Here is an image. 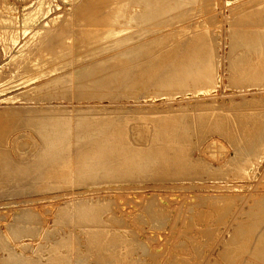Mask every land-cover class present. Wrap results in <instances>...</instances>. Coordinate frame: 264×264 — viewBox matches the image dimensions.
Instances as JSON below:
<instances>
[{"label": "rangeland", "instance_id": "rangeland-1", "mask_svg": "<svg viewBox=\"0 0 264 264\" xmlns=\"http://www.w3.org/2000/svg\"><path fill=\"white\" fill-rule=\"evenodd\" d=\"M263 1L184 0L181 5L174 3L173 10L171 6L163 7L153 2L155 4L151 3L153 7L150 5L148 10H135L133 7L141 8L143 4L135 1L129 4L127 0H44L41 8L40 0H0V15L6 14L5 21H9L7 24L0 22V264H23L17 261L21 259L9 256L14 251L20 253V257L31 259L28 261L41 264H50V261L54 264V260L59 261L58 264H264ZM106 2H109L108 6ZM97 3L102 9L96 8ZM80 7L86 11L89 8V11ZM98 8L105 10L102 13ZM36 11L43 12L40 14L42 20L34 22L32 30L44 26L42 34L24 53L25 57L15 58L13 55L19 45L31 35H24V30L31 26L24 17ZM53 17L57 19L54 21ZM65 18H69V24ZM56 26L58 29L55 30ZM60 26L63 30L65 26L70 27L58 32ZM50 36L54 37L53 41ZM58 40L64 41L58 44ZM129 40L133 41L132 45ZM52 42L57 45L54 47ZM198 45H201L199 48L203 45L202 50L198 48L200 52L194 49ZM139 46L138 52L136 47ZM144 47L152 55L157 53L156 57ZM193 53L200 55L197 58L191 55ZM170 55L174 57L171 59ZM122 57L125 58L123 62ZM38 60L42 64L37 65ZM139 61L147 64L141 65ZM172 61L177 64L173 68L178 67L179 71L182 64V70L188 68L186 75L189 78L178 81L180 85L175 80L173 83L175 78L168 75ZM255 65L259 66L256 68ZM94 66L102 67V70L95 68L100 73H93L96 72L91 69ZM120 67H125V71ZM153 67L161 70L158 76ZM258 67H262V72ZM206 69L213 70L214 82L202 81L201 74ZM259 70L261 74L257 73ZM44 72L46 75L42 74ZM102 72L109 80L102 78ZM193 72L195 76H192ZM146 73L150 75L146 76ZM151 74L155 75L151 77ZM24 78L33 80L31 83L20 82ZM101 83L108 88L103 90ZM204 84H209L211 91H206ZM57 118L59 122L54 123ZM62 119L67 122H61ZM97 119L101 121L98 120L96 125ZM52 122L57 128L61 127L57 129ZM161 124L168 133L162 132ZM63 125L66 131L62 129ZM123 125L125 128L127 125V131ZM75 129H79L78 133ZM112 132L121 135L119 141L114 139L116 134ZM94 134L99 136L96 138ZM100 138L104 141H97ZM108 139L114 140L111 143L125 142L121 146L130 144L134 148H145L149 144L158 148L166 143L163 149L170 159L167 163L159 161L149 167L119 165L111 170L81 172V160L85 155L82 151L85 152L86 146L110 142ZM261 142L260 152L254 153ZM52 151H56L57 156ZM245 162L247 169L241 173L237 165ZM88 205H92L89 210L93 214L90 215H98L96 221L90 222L91 217L86 218L89 224L82 220L88 213L83 211ZM9 258L13 262L7 261Z\"/></svg>", "mask_w": 264, "mask_h": 264}, {"label": "bare ground", "instance_id": "bare-ground-1", "mask_svg": "<svg viewBox=\"0 0 264 264\" xmlns=\"http://www.w3.org/2000/svg\"><path fill=\"white\" fill-rule=\"evenodd\" d=\"M84 1H85V0H84ZM86 1H87V0H86ZM90 1H91V0H90ZM97 1H99V0H97ZM100 1H101V0H100ZM127 1H128L129 4H130L131 2H134V1H135V2H140V3H142V4L144 5V6H143V5L141 4V5H142L141 8H140V6H139V7H133V9H135V10H136V9H142V10H145V9H146V10H148V9L150 8V5L152 6L151 3H153V2L160 3L162 6H163V5H164V6L166 5V6H168V7L171 6V9L173 10L174 7L172 8V5H173L174 3L179 2V4L181 5V4L183 3L184 0H127ZM259 1H260V0H259ZM94 2H95V1H94ZM104 2H105V1H104ZM115 2H118V1H115ZM125 2H126V1H125ZM263 2H264V1H263ZM40 3H41V8H42L45 2H44V0H40ZM107 3H109V2H106L105 5L108 6ZM110 3H111V2H110ZM98 4H99V3L96 4V5H97L96 8H97L98 6H100V5H98ZM121 4H122V3H121ZM138 4H139V3H138ZM153 4H155V3H153ZM79 5H80V4H79ZM85 5H86V4H85ZM101 5H102V2H101ZM105 5H103V7H104ZM119 5H120V4H119ZM177 5H178V4H177ZM77 6H78V5H77ZM81 6H82V3H81ZM94 6H95V5H94ZM94 6H93V7H94ZM164 6H163V7H164ZM88 7H89V6H88ZM90 7H92V6H90ZM152 7H153V6H152ZM176 7H177V6H176ZM263 7H264V6H263ZM263 7L260 8V9H263ZM80 8H82V7H80ZM83 8H84V7H83ZM83 8H82V9H83ZM94 8H95V7H94ZM158 8H159V7H158ZM160 8H161V7H160ZM160 8H159V9H160ZM169 8H170V7H169ZM39 9H40V8H39ZM78 9H79V8H78ZM98 9H99V8H98ZM100 9H102L101 6H100ZM100 9H99V12L102 11V10H100ZM108 9H109V8H108ZM128 9H129V8H128ZM159 9H156V10H159ZM83 10H85V9H83ZM104 10H105V9H104ZM104 10H103V11H104ZM152 10H153V9H152ZM166 10H167V9H165V11H166ZM85 11H86V10H85ZM88 11H89V8L87 9L86 12H88ZM91 11H92V10H91ZM91 11H90V13H93V12L95 11V9H94L93 12H91ZM96 11H97V10H96ZM103 11H102V13H103ZM110 11H111V10H110ZM121 11H122V10H121ZM129 11H131V9H130ZM132 11H133V10H132ZM132 11H131V12H132ZM137 11H138V10H137ZM169 11H170V9H169ZM83 12H84V11H83ZM97 12H98V11H97ZM97 12H95V13L97 14ZM126 12H127V11H126ZM126 12H125V13H126ZM145 12H146V11H145ZM145 12H144V13H145ZM156 12H157V11H156ZM166 12H167V11H166ZM42 13H43V12H41V11H36L33 15H32V14H31V15H30V14H27V15L24 17V20H25L26 22H28V23L31 24V26L28 25V27L24 30V35H25V34H26V35H27V34H31V35H29V37L27 38V40H26L24 43H22L21 45H19V47H18V49L15 51L13 57H15V58H17V57H25L26 55L24 56V53L27 51V49L30 47V45H31L36 39H38V38L41 36V34H42V30H41V29H42L44 26H41V27H39L38 29H34V30H32V26H33L34 22H37V21L42 20V18H41L42 15H40V14H42ZM69 13H70V12H69ZM79 13H80V12H79ZM90 13L88 14L89 17H90ZM108 13H109V12H108ZM152 13H155V11L152 12ZM158 13H159V12H158ZM158 13H157V14H158ZM161 13H162V10H161ZM167 13H168V12H167ZM65 14H66V13H65ZM70 14H71V13H70ZM99 14H100V13H99ZM145 14H146V13H145ZM164 14H165V13L163 12L162 15H164ZM5 15H6V14H4V13H1V15H0V22H2V24H4V23L7 24V23H9L8 20L5 21ZM79 15H80V14H79ZM88 15H86V16H88ZM93 15H95V14L93 13ZM100 15H101V14H100ZM103 15H104V14H103ZM130 15H131V14H130ZM162 15H160V16H162ZM65 16H66V15H65ZM67 16H68V15H67ZM76 16H77V15H76ZM81 16H83V13H82ZM97 16H99V15L97 14ZM107 16H108V15H107ZM109 16H110V15H109ZM111 16H112V14H111ZM124 16H126V15H124ZM134 16H135V15H134ZM140 16H141V15H140ZM152 16H153V15H151V18H152ZM84 17H85V16H84ZM84 17H83V18H84ZM94 17H95V16H94ZM100 17H102V15H101ZM100 17H99V18H100ZM105 18H106V17H104V19H105ZM127 18H128V17H127ZM132 18H133V17H132ZM138 18H139V17H138ZM145 18H148V17H145ZM157 18H158V17H157ZM159 18H160V17H159ZM56 19H57V17H53V18H52V20H54V21H55ZM65 19H66V18H65ZM84 19L86 20V18H84ZM100 19H101V18H100ZM106 19H108V18H106ZM128 19H129V18H128ZM148 19L151 20L150 18H148ZM63 20H64V19H63ZM66 20H67V22H66V21H65V22L68 23L69 18L66 19ZM88 20H89V19H88ZM95 20H97V19H95ZM119 20H120V19H119ZM119 20H118V21H119ZM126 20H127V19H126ZM154 20H155V18H154ZM93 21H94V19H93ZM100 21H101V20H100ZM100 21H99V22H100ZM128 21H129V20H128ZM136 21H139V20H136ZM143 21H145V20H143ZM46 22H47V21H46ZM104 22H105V21H104ZM115 22H116V21H115ZM119 22H120V21H119ZM140 22H142V21L140 20ZM63 23H64V22H63ZM95 23H96V21H95ZM95 23H94V26H97ZM102 23H103V22H102ZM55 24H56V23H55ZM60 24H61V23H60ZM64 24H65V23H64ZM64 24H63V25H64ZM68 24H69V23H68ZM91 24H92V23H91ZM97 24H98V23H97ZM99 24H100V23H99ZM113 24H114V23H113ZM117 24H119V23H117ZM117 24H116V25H117ZM130 24H131V22H130ZM144 24H145V23H144ZM146 24H148V23H146ZM65 25H67V24H65ZM61 26H62V24H61ZM61 26H60V27H61ZM91 26H92V25H91ZM118 26H119V25H118ZM120 26H121V25H120ZM128 26H129V25H128ZM128 26H127V27H128ZM138 26H139V25H137L136 27H138ZM142 26H143V25H142ZM142 26H141V27H142ZM51 27H53V25H52ZM65 27H66V29H67V28L70 27V26H68V27L65 26ZM79 27H80V26H79ZM88 27H89V26H88ZM97 27H98V26H97ZM99 27H100V26H99ZM99 27H98V28H99ZM102 27H104V26H102ZM113 27H114V26H113ZM115 27H117V26H115ZM127 27H126V28H127ZM132 27H133V26H132ZM144 27H145V25H144ZM47 28H48V27H47ZM71 28H72V27H71ZM90 28H94V27H90ZM108 28H109V26L107 27V30H108ZM117 28H118V27H117ZM121 28H123V26H121ZM147 28H148V27H147ZM50 29H52V28H50ZM56 29H58L57 26H56L55 30H56ZM63 29H64V28H63ZM63 29H62V27H61V29H60L58 32H60V31L62 32ZM66 29H65V30H66ZM72 29H73V28H72ZM72 29H71V30H72ZM84 29H85V28H84ZM100 29H101V27H100ZM105 29H106V25H105ZM110 29H111V28H110ZM148 29H149V28H148ZM30 30H31V31H30ZM44 30H46V28H45ZM65 30H63V32H64ZM90 30H91V29H90ZM120 30H121V29H120ZM131 30H134V29H131ZM131 30H130V31H131ZM48 31H49V30H48ZM67 31H68V30H67ZM82 31H83V30H82ZM99 31H100V30H99ZM102 31H103V30H102ZM127 31H129V30H127ZM130 31H129V32H130ZM136 31H137V30H136ZM143 31H144V30H143ZM44 32H45V31H44ZM72 32H73V31H72ZM78 32H80V31H78ZM87 32H88V31H87ZM97 32H98V31H97ZM112 32H113V29H112ZM115 32H116V31H115ZM129 32H128V34H129ZM54 33H55V32H54ZM54 33H53L52 35H54ZM67 33H68V32H67ZM82 33H83V32H82ZM91 33H92V31H91ZM98 33H99V32H98ZM101 33H102V32H101ZM117 33H118L119 36L121 35V34H119V32H117ZM121 33H122V32H121ZM125 33H126V32H125ZM131 33H132V31H131ZM57 34H58V33H57ZM63 34H64V33H63ZM63 34H62V35H63ZM68 34H69V33H68ZM85 34H86V33H85ZM96 34H97V33H96ZM110 34H111V33H110ZM113 34H114V33H113ZM145 34H146V33H145ZM145 34H143V36H144ZM50 35H51V34H50ZM55 35H56V34H55ZM55 35H54V37H56ZM58 35H60V33H59ZM62 35H61V36H58V37H62ZM64 35H65V34H64ZM72 35H73V34H72ZM75 35H76V34H75ZM89 35H90V34H89ZM91 35L93 36V34H91ZM115 35H116V34H115ZM115 35H114V36H115ZM118 35H117V36H118ZM132 35H134V34H132ZM197 35H198V34H197ZM46 36H47V35H46ZM67 36H68V35H67ZM77 36L79 37V34H78ZM50 37H51V39L54 38V37H52V36H50ZM71 37H73V36H71ZM89 37H90V36H89ZM93 37H94V36H93ZM97 37H98V36H97ZM102 37L105 38L106 36H105V37L102 36ZM134 37H135V36H134ZM138 37H139V36H138ZM141 37H142V36H141ZM144 37H145V36H144ZM148 37H149V36H148ZM148 37H147V38H148ZM151 37H152V36H151ZM157 37H159V36H157ZM47 38H49V37L47 36ZM91 38H92V37H91ZM91 38H90V39H91ZM112 38H114V37H112ZM139 38H140V37H139ZM51 39H50V40H51ZM57 39H59V38H57ZM60 39H61V38H60ZM65 39H66V38H65ZM79 39H80V38H79ZM79 39H78V40H79ZM88 39H89V38H88ZM97 39H98V38H97ZM107 39H109V38H107ZM107 39H106V40H107ZM121 39H122V35H121ZM142 39H143V38H142ZM144 39H146V38H144ZM144 39H143V40H144ZM150 39H152V38H149V40H150ZM155 39H156V38H155ZM155 39H154V40H155ZM48 40H49V39H48ZM106 40H104V42H105ZM132 40H133V38H132ZM132 40H131V41H132ZM143 40H139V41H142V42H143ZM38 41H39V40H38ZM46 41H47V39H46ZM52 41H53V39H52ZM58 41H59V40H58ZM63 41H64V40H63ZM63 41L61 40V42H63ZM75 41H76V40H75ZM94 41H95V40H94ZM129 41H130V40H129ZM129 41H128V42H129ZM131 41H130V42H131ZM134 41H135V39H134ZM136 41H138V40L136 39ZM145 41H146V40H144V42H145ZM150 41H151V40H150ZM42 42H43V40H42ZM42 42H41V43H42ZM44 42H45V41H44ZM55 42H56V40H55ZM55 42H54V43H55ZM61 42L59 41V42H57V43H58V44H59V43L61 44ZM65 42H67V41H65ZM65 42H64V43H65ZM68 42H69V41H68ZM71 42H72V41H71ZM125 42H126V41H125ZM144 42H143V43H144ZM151 42H152V41H151ZM191 42H192V41H191ZM39 43H40V42H39ZM48 43H49V41H48ZM52 43H53V42H52ZM54 43H53V45H54V47H55V45H57V44H54ZM74 43H75V42H74ZM74 43H73V45H74ZM79 43H80V42H79ZM96 43H97V41H96ZM100 43H102V41H101ZM132 43H133V41L131 42L130 45H132ZM139 43H140V42H139ZM154 43H156V42H154ZM43 44H44V43H43ZM67 44H68V43H67ZM67 44H66V45H67ZM71 44H72V43H71ZM115 44H116V43H115ZM121 44H123V43L121 42ZM127 44H128V43H127ZM136 44H138V42H137ZM136 44L134 43L133 45H136ZM150 44H151V43H150ZM152 44H153V43H152ZM190 44H191V43H190ZM190 44H189V46H190ZM199 44H200V43H199ZM37 45H38V43H37ZM49 45H51V41H50V44H49ZM49 45H48V46H49ZM64 45H65V44H64ZM80 45H81V44H80ZM80 45H79V46H80ZM85 45H86V44H85ZM90 45H91V44H90ZM96 45H97V44H96ZM98 45H99V43H98ZM125 45H126V43H125ZM139 45H141V44H139ZM153 45H154V44H153ZM178 45H182V44H178ZM40 46H41V45H40ZM48 46H47V47H48ZM69 46H71V45H69ZM122 46H124V45H122ZM128 46H129V45H128ZM128 46H125V47H128ZM155 46H156V45H155ZM187 46H188V45H187V43H186V47H187ZM200 46H201V45H200ZM200 46L198 45V47L196 46L197 48H194V49H197V51L200 52V51L198 50V48H199ZM33 47H34V45H33ZM41 47H42V46H41ZM45 47H46V45H45ZM49 47H50V46H49ZM59 47L61 48V46H59ZM75 47H76V46H75ZM91 47H92V46H91ZM91 47H90V49H91ZM105 47H106V46H105ZM130 47H131V46H130ZM149 47H150V46H149ZM176 47H177V46H176ZM178 47L181 49L180 46H178ZM182 47H183V45H182ZM192 47H195V45L192 46ZM192 47H190V50H191ZM35 48H36V47H35ZM43 48H44V47H43ZM60 48H59V49H60ZM73 48H74V47H73ZM73 48H72V49H73ZM93 48H94V47H93ZM119 48H121V46H120ZM134 48H135V47H134ZM136 48H138V49H137V51H138L139 48H140V46H139V47H136ZM145 48H146V47H144V49H145ZM147 48H148V47H147ZM153 48H154V47H153ZM155 48H159V47L156 46ZM183 48H185V47H183ZM188 48H189V47H188ZM202 48H203V45H202ZM202 48H199V49L202 50ZM31 49H32V48H31ZM37 49H38V47H37ZM41 49H42V48H41ZM55 49H56V48H55ZM63 49H64V48H63ZM63 49H62V50H63ZM65 49H66V47H65ZM80 49H81V48H80ZM95 49H96V48H95ZM122 49H123V48H122ZM128 49L131 50L130 48H128ZM141 49H142V47H141ZM169 49H171V48L168 47V50H169ZM180 49H178V50H180ZM185 49H187V48H185ZM46 50H47V49H46ZM48 50H49V48H48ZM51 50H52V49H51ZM53 50H54V49H53ZM67 50H68V49H67ZM69 50H70V49H69ZM101 50H102V49H101ZM152 50H153V49H152ZM156 50H158V49H156ZM162 50H163V49H162ZM172 50H173V49H172ZM183 50H184V49H183ZM203 50H204V49H203ZM31 51H32V50H31ZM34 51H35V50H34ZM39 51H40V50H39ZM121 51H122V50H121ZM126 51H127V50H126ZM134 51H136V50H134ZM145 51H146V52H149V51H147V49H145ZM159 51H160V50H159ZM166 51H167V50H166ZM37 52H38V51H37ZM41 52H43V51H41ZM49 52H50V51H49ZM60 52H61V51H60ZM71 52L73 53V51H71ZM71 52H70V54H71ZM130 52H131V51H130ZM132 52H133V50H132ZM138 52H139V51H138ZM154 52H156V51H154ZM154 52H152V53H154ZM157 52H158V51H157ZM167 52H168V51H167ZM169 52H170V50H169ZM169 52H168V53H169ZM180 52H181V51H180ZM182 52H183V51H182ZM195 52H196V51H195ZM195 52H194V53H195ZM205 52L208 54V52L206 51V49H205ZM39 53H40V52H39ZM44 53H45V52H44ZM52 53H53V52H52ZM55 53H56V52H55ZM57 53H59V52H57ZM62 53H63V51H62ZM64 53H65V52H64ZM79 53H80V52H79ZM124 53H125V52H124ZM149 53H150V52H149ZM170 53H171V52H170ZM176 53H177V52H176ZM190 53H192V52L190 51L189 54H190ZM194 53H193V54H194ZM202 53H203V52H202ZM206 53H205V54H206ZM35 54H36V53H35ZM46 54H47V52H46ZM53 54H54V53H53ZM114 54H115V53H114ZM117 54H119V53H117ZM120 54H121V53H120ZM150 54H151V53H150ZM156 54H157V53H156ZM156 54H153V55H155V57H156ZM159 54H160V53H159ZM179 54H180V53H179ZM186 54H187V51H186L185 55H186ZM193 54H191V55L195 57L196 54H194V55H193ZM207 54H206V55H207ZM72 55H73V54H72ZM143 55H144V54H143ZM143 55H142V56H143ZM151 55H152V54H151ZM153 55H152V56H153ZM173 55H174V54H173ZM183 55H184V54H183ZM191 55H190V57H191ZM199 55H200V54H198V56H196V57L198 58ZM59 56H60V55H59ZM70 56H71V55H70ZM82 56H83V55H82ZM114 56H116V55H114ZM124 56H125V55H124ZM137 56H138V55H137ZM139 56H140V55H139ZM142 56H141V57H142ZM149 56H150V55H149ZM149 56H148V58H149ZM178 56H179V55H178ZM186 56H187V55H186ZM202 56H203V55H202ZM207 56H208V55H207ZM32 57H33V55H32ZM38 57H40V56H38ZM55 57H56V56H55ZM94 57H95V56H94ZM94 57H93V58H94ZM110 57H111V56H110ZM112 57H113V56H112ZM116 57H117V56H116ZM144 57H145V55H144ZM146 57H147V56H146ZM146 57H145V58H146ZM150 57H151V56H150ZM155 57H154V58H155ZM160 57H161V55H160ZM166 57L169 59V56H166ZM172 57H174V56L170 55V58H171V59H172ZM175 57H176V56H175ZM181 57H182V56L179 57L180 60H181ZM200 57H201V56H200ZM204 57H206V56H204ZM209 57H210V55L208 56V58H209ZM211 57H212V55H211ZM48 58H49V57H48ZM59 58H60V57H59ZM67 58H68V57H67ZM71 58H73V57H71ZM93 58H92V59H93ZM119 58H120V57H119ZM123 58H124V57H122V59H120V60H122V62H123ZM125 58H127V56H126ZM125 58H124V59H125ZM139 58H140V57H139ZM142 58H143V57H142ZM148 58H147V59H148ZM154 58H153V59H154ZM157 58H158V57H157ZM179 58H178V59H179ZM186 58L188 59V56H187ZM208 58H207V59H208ZM53 59H54V58H53ZM62 59H63V58H62ZM73 59H74V58H73ZM82 59H83V58H82ZM105 59H107V58H105ZM117 59H118V57H117ZM117 59H116V60H117ZM149 59H150V58H149ZM176 59H177V58H176ZM182 59H184V58H182ZM187 59H186V61H187ZM199 59H200V58H199ZM209 59H210V58H209ZM55 60H56V59H55ZM60 60H61V59H60ZM87 60H88V59H87ZM128 60H129V59H128ZM142 60H143V59H142ZM150 60H151V59H150ZM190 60H191V59H190ZM190 60H188V61H190ZM197 60H198V59H197ZM201 60H202V59H201ZM204 60H205V58L203 59V61H204ZM17 61H18V60H17ZM28 61H29V60H28ZM56 61H57V60H56ZM67 61H70V60H67ZM80 61L83 62L82 60H80ZM89 61H90V60H89ZM92 61H93V60H92ZM92 61H91V62H92ZM100 61H101V60H100ZM100 61H99V62H100ZM110 61H111V60H110ZM112 61H114V60L112 59ZM118 61H119V60H118ZM125 61H126V60H125ZM143 61H144V60H143ZM145 61H146V60H145ZM168 61H169V60H168ZM170 61H171V60H170ZM176 61H177V60H176ZM176 61L174 60V62H176ZM186 61H185V62H186ZM193 61H194V60H193ZM193 61H192V63H193ZM195 61H196V59H195ZM203 61H199V62L202 63ZM49 62H50V61H49ZM64 62H65V61H64ZM85 62H86V61H85ZM95 62H96V61H95ZM99 62H98V64H99L98 66H100V63H99ZM115 62H116V61H115ZM119 62H120V61H119ZM122 62H120V63H122ZM139 62H140V61H139ZM147 62H148V61H147ZM150 62H151V61H150ZM178 62H179V61H178ZM181 62H182V61H181ZM44 63H45V62H44ZM62 63H63V62H62ZM69 63H70V62H69ZM79 63H80V62H79ZM142 63H143V62H142ZM144 63H145V62H144ZM144 63H143V64H144ZM162 63H163V61H162ZM162 63H161V64H162ZM166 63H167V62H166ZM168 63H169V62H168ZM170 63H171V62H170ZM172 63H173V61H172ZM186 63H187V62H186ZM192 63H191V64H192ZM194 63H195V62H194ZM257 63H258V62H257ZM36 64H37V65H38V64L40 65V64H42V61H41V60H38V61L36 62ZM84 64H85V63H83V65H84ZM86 64H88V63H86ZM104 64H105V61H104ZM107 64H108V63H107ZM118 64H119V63H118ZM118 64H116V65L118 66ZM140 64H141V62H140ZM143 64H141V65H143ZM145 64H147V63H145ZM174 64H175V63H173L172 66H171V67H172V70H173V69L176 70V68H178V67H175V66H174L175 68H173V65H174ZM179 64H180V63H179ZM179 64H178V65H179ZM184 64H185V63H184ZM196 64H197V62H196ZM203 64H204V63H203ZM213 64H214V63H213ZM261 64H263V63L261 62ZM27 65H29V64H27ZM66 65H68V63H67ZM71 65H72V63H71ZM79 65H80V64H78V66H79ZM93 65H94V63H93ZM123 65H124V64H123ZM133 65H134V64H133ZM138 65H139V64H138ZM141 65H140V66H141ZM154 65H156V64L154 63L153 66H154ZM175 65H177V64H175ZM186 65H187L186 67H189V66H188L189 64H186ZM192 65H193V64H192ZM192 65H191V68H192ZM201 65H202V64H200L199 67L202 68ZM24 66H25V65H24ZM24 66H23V67H24ZM47 66H49V65H47ZM69 66H70V65H69ZM69 66H68V67H69ZM73 66H74V65H73ZM88 66H89V65H88ZM101 66L103 67V64H102ZM120 66H121V65H120ZM136 66H137V64H136ZM145 66H146V65H145ZM148 66H149V65H148ZM157 66H158V65H157ZM159 66H160V64H159ZM182 66H183V64H182ZM182 66H181V67H182ZM255 66H256V68H257V66H259V65H255ZM260 66H262V65H260ZM58 67H60V66L58 65ZM58 67H56V68H58ZM66 67H67V66H66ZM70 67H71V66H70ZM76 67H77V66H76ZM80 67H81V66H80ZM92 67H93V66H92ZM96 67H97V66H94V68H91V69L95 70ZM102 67H97V68H100V70H102ZM108 67H110V66H108ZM125 67H126V66H125ZM125 67H123V68L125 69ZM127 67H129V66H127ZM137 67H138V66H137ZM151 67H152V66H151ZM151 67H150V68H151ZM160 67H161V66H160ZM162 67H164V66H162ZM165 67H166V66H165ZM165 67H164V68H165ZM179 67H180V66H179ZM181 67H180L181 71H179V68H178L177 71H173V72H172V70H171V73H170V72L168 73V75L170 74V76H172V79L175 78V79L172 80L173 83H174V80H175V82H178V81H179V82H180V81L183 82V81H186V80L189 78V77L186 75V74L188 73L186 69H188V68H186L185 70H184V69L182 70ZM193 67H195V66H193ZM196 67H198V66H196ZM204 67H205V66H204ZM56 68H55V69H56ZM60 68H61V67H60ZM71 68L73 69V67H71ZM87 68H88V67H87ZM120 68H122V67H120ZM123 68H122V69H123ZM146 68H147V66H146ZM148 68H149V67H148ZM148 68H147V69H148ZM153 68H154V67H153ZM167 68H168V66H167ZM183 68H184V67H183ZM191 68H190V69H191ZM252 68H253V67H252ZM254 68H255V67H254ZM259 68H260V70H261L262 67H258V69H259ZM28 69H29V68H28ZM55 69H54V70H55ZM66 69H67V68H66ZM104 69H105V67H104ZM111 69H112V68H111ZM114 69H116V66H114ZM114 69H113V70H114ZM117 69H118V68H117ZM124 69H123V70H124ZM127 69H128V68H126V70H127ZM130 69H131V68H130ZM147 69H145V70H147ZM155 69H156V68H154V69H152V70H155ZM161 69H162V68H161ZM193 69H194V68H193ZM195 69H196V68H195ZM250 69H251V68H250ZM263 69H264V67H263ZM59 70H60V69H59ZM86 70H87V69H86ZM86 70H83V71H85V73H86ZM97 70H99V69H96V70H95L96 72L93 71V73H100V72H98ZM123 70H122V71L119 70V72H122V73H123ZM158 70H159L158 68H157V70H155L157 76H158V73H161V72H160L161 70H159V72H158ZM166 70H168V69H166ZM169 70H170V69H169ZM196 70H197V69H196ZM200 70H201V69H200ZM260 70L257 71V73L260 72ZM66 71H67V70H66ZM106 71H107V70H105V72H106ZM124 71H125V70H124ZM139 71H140V70H139ZM147 71H148V70H147ZM150 71H151V70H150ZM194 71H195V70H194ZM250 71H251V70H250ZM47 72H49V71H47ZM47 72H46V73H47ZM64 72H65V71H64ZM71 72H72V71H71ZM87 72H88V71H87ZM91 72H92V71H91ZM112 72H113V71H112ZM112 72H111V73H112ZM114 72H116V70H115ZM114 72H113V73H114ZM127 72H128V71H127ZM144 72H145V71H144ZM151 72H152V71H151ZM189 72H190V70H189ZM197 72H198V71H197ZM201 72H203V71H201ZM216 72H217V71H216ZM251 72L254 73L255 70H254V71H251ZM261 72H262V70H261ZM261 72H260V74H261ZM46 73L44 72V73H42V74H45V75H46ZM72 73H73V72H72ZM82 73H83V72H82ZM109 73H110V71L108 72V75H109ZM117 73H118V71L116 72V74H117ZM141 73L143 74V72H141ZM166 73H167V72H166ZM190 73H191V72H190ZM247 73H250V72L248 71ZM253 73H252V75L250 74L251 77H253ZM61 74H62V72H61ZM88 74H89V73H88ZM91 74H92V73H91ZM102 74H103V72H102ZM120 74H121V73H120ZM124 74H125V72H124ZM144 74H145V73H144ZM147 74H149V73H146V76H147ZM162 74H163V71H162ZM193 74H194V75H192V76H195V72H193ZM198 74H199V73H198ZM55 75H58V74H55ZM89 75H90V74H89ZM99 75L102 76L101 74H99ZM112 75H113V74H112ZM112 75L110 74L111 77H112ZM117 75H118V74H117ZM149 75H150V74H149ZM154 75H155V74H154ZM154 75L151 74V77L154 76ZM188 75H189V74H188ZM248 75H249V74H247V76H248ZM254 75H255V74H254ZM73 76H74V74H73ZM73 76H72V77H73ZM76 76H77V75H76ZM95 76H96V75H95ZM95 76H94V77H95ZM97 76H98V75H97ZM97 76H96V77H97ZM104 76H106V75L103 74L102 78L105 79ZM128 76H129V75H128ZM190 76H191V74H190ZM196 76H197V75H196ZM201 76H202V81H203V79H205L206 83H207V82H214V79H216L215 76H214L213 70H211V69H209V70L206 69V72L203 73V75L201 74ZM255 76H256V75H255ZM255 76H254V77H255ZM53 77H54V75H53ZM69 77H70V76H69ZM69 77H68V78H69ZM83 77H84V75H83ZM86 77H87V75H86ZM91 77H93V76H91ZM114 77H115V74H114L113 78H114ZM160 77H161V76H160ZM163 77H164V76H163ZM166 77H167V75H165V78H166ZM199 77H200V76H199ZM256 77H258V75H257ZM80 78H81V77H80ZM87 78H88V77H87ZM89 78H90V77H89ZM89 78H88V79H89ZM116 78H117V76H116ZM125 78H126V77H125ZM127 78H128V77H127ZM131 78H132V77H131ZM147 78H148V77H147ZM149 78H150V77H149ZM154 78H156V77H154ZM158 78H159V77H158ZM168 78H169V76H168ZM258 78H259V77H258ZM260 78H261V77H260ZM65 79H66V78H65ZM71 79H72V78H71ZM94 79H95V78H94ZM97 79L100 80V78H97ZM106 79L109 80V79H108V76H107ZM106 79H105V80H106ZM110 79H112V78H110ZM128 79H129V78H128ZM128 79H127V80H128ZM152 79H153V78H152ZM193 79H194V78H193ZM193 79H192V82H193ZM197 79H199V78H197ZM197 79H196V82H197ZM249 79H250V77H249ZM255 79H256V78H255ZM32 80H33V78H24V79H21L20 82H22V83H31ZM85 80H86V79H85ZM91 80H92V79H91ZM95 80H96V79H95ZM98 80L96 81V83L98 82ZM101 80H102V79H101ZM112 80H113V79H112ZM112 80H111V81H112ZM129 80H130V79H129ZM149 80H151V79H149ZM156 80H157V78H156ZM163 80H164V78H163ZM170 80H171V79H170ZM170 80H169V81H170ZM190 80H191V77H190ZM252 80H253L252 83L254 84V79L252 78ZM259 80H260V79H259ZM62 81H63V80H62ZM64 81H65V82H68V80H67V81L64 80ZM81 81H82V79H81ZM93 81H94V80H93ZM102 81H103V80H102ZM111 81H110V83H111V85H113ZM113 81H114V80H113ZM119 81H120V79H119ZM121 81H123V80H121ZM125 81H126V80H125ZM151 81H152V80H151ZM153 81H154V80H153ZM248 81H249V80H248ZM248 81H247V82H248ZM100 82H101V81H100ZM103 82H104V81H103ZM107 82H108V81H107ZM107 82H106L105 84H108ZM114 82H115V81H114ZM154 82H156V81H154ZM165 82H166V81H165ZM179 82H178V84H179ZM187 82H188V81H187ZM194 82H195V80H194ZM215 82H216V81H215ZM250 82H251V81H250ZM256 82H257V79H256ZM61 83H62V82H61ZM63 83H64V82H63ZM80 83H81V82H80ZM93 83H94V82H93ZM93 83H91V84H93ZM96 83H94V84L96 85ZM98 83H99V82H98ZM116 83H117V81H116ZM119 83H120V82H119ZM122 83H123V82H122ZM122 83H121V84H122ZM126 83H128V82H126ZM130 83H131V82H130ZM159 83H160V82H159ZM170 83H171V82H170ZM173 83H172V84H173ZM185 83H186V82H185ZM202 83H203V82H202ZM72 84H73V82H72ZM102 84H103V83H101V86L103 87ZM163 84H164V83H163ZM175 84H176V83H175ZM187 84H188V83H187ZM44 85H45V84H44ZM44 85H43V86H44ZM55 85H56V84H55ZM66 85H67V84H66ZM69 85H70V83H69ZM82 85H83V84H82ZM98 85H99V84H97V86H98ZM109 85H110V84H109ZM156 85H157V84H156ZM160 85H162V83H161ZM168 85H169L168 87L170 88L171 85H170V84H168ZM179 85H180V84H179ZM183 85H184V84H183ZM183 85H182V86H183ZM190 85H191V84H190ZM198 85H199V84H198ZM204 85H205V87H206V91H208V92L211 91V87L209 86V84H208V85H207V84H204ZM206 85H207V86H206ZM210 85H211V84H210ZM214 85H215V84H214ZM249 85H250V83H249ZM71 86H73V85H71ZM79 86H80V84H79ZM79 86H78V87H79ZM89 86H90V85H89ZM89 86H88V87H89ZM164 86H165V85H164ZM186 86H187V85L185 84V87H186ZM195 86H196V85H195ZM258 86H259V85H258ZM60 87H61V85H60ZM68 87H69V86H68ZM81 87H82V86H81ZM85 87H86V86H85ZM102 87H101V88H102ZM104 87L108 88L106 85H104ZM104 87H103V90H106ZM161 87H162V86H161ZM166 87H167V85H166ZM168 87H167V88H168ZM173 87H174V85H173ZM175 87H176V86H175ZM177 87H178V85H177ZM196 87H197V86H196ZM54 88H55V87H54ZM64 88H65V87H64ZM98 88H100V86H98ZM101 88H100V89H101ZM109 88H112V87H109ZM167 88H166V89H167ZM178 88H179V87H178ZM186 88H187V87H186ZM90 89H91V88H90ZM159 89H160V88H159ZM162 89H163V88H162ZM175 89H176V88H175ZM157 90H158V89H157ZM163 90H164V89H163ZM169 90H170V89H169ZM171 90H172V88H171ZM179 90H180V88H179ZM160 91H161V90H160ZM164 91H166V90H164ZM173 91H174V90H173ZM182 91H183V89H182ZM158 92H159V91H158ZM170 92H171V91H170ZM164 93H165V92H164ZM103 94H104V93H103ZM103 94H101V95H103ZM165 94H166V93H165ZM104 96H105V95H104ZM104 96H103V98H104ZM86 111H87V110H86ZM86 117H87V116H86ZM88 117H91V116H88ZM88 117H87V118H88ZM53 118H54V117H53ZM60 118H61V117H60ZM66 118H67V116H66ZM66 118H65V119H66ZM72 118H73V117H72ZM72 118H70V121H71ZM76 118H77V117H76ZM84 118H85V117H84ZM48 119H50V118H48ZM51 119H52V118H51ZM51 119H50V120H51ZM58 119H59V118L54 119L55 121H53V122L56 123V121H57ZM65 119H64V121H66ZM67 119H68V118H67ZM77 119H78V118H77ZM88 119H90V118H88ZM88 119H87V120H88ZM68 120H69V119H68ZM82 120H83V119H82ZM82 120H80L79 122H81ZM98 120L101 121V119H97V121H98ZM103 120H104V119H103ZM45 121H46V120H45ZM64 121H63V119L61 120V122H64ZM72 121H73V120H72ZM83 121H85V120H83ZM93 121H94V120H93ZM95 121H96V120H95ZM105 121H106V119H105ZM105 121H103V123H105ZM43 122H44V121H43ZM43 122H42V123H43ZM53 122H52V123H53ZM58 122H59V120H58ZM61 122H60V123H61ZM66 122H67V121H66ZM66 122H64V123H66ZM74 122H75V121H74ZM106 122H107V121H106ZM172 122H173V120H172ZM48 123H49V122H48ZM54 123H53L52 125H55V127H56V124H54ZM60 123H59V124H60ZM64 123H63V124H64ZM68 123H70V122H68ZM81 123H82V122H81ZM84 123H86V122H84ZM84 123H83V124H84ZM100 123H102V122H100ZM103 123H102V124H103ZM107 123H108V122H107ZM161 123H162V122H161ZM45 124H47V123H45ZM57 124H58V123H57ZM71 124H73V123H71ZM76 124H77V123H76ZM88 124H89V123H88ZM94 124H96V125L99 124V121L96 122V123H94ZM112 124H113V123H112ZM159 124H160V123H159ZM159 124H158V126H159ZM43 125H44V124H43ZM48 125H51V124H48ZM52 125H51V126H52ZM60 125H62V124H60ZM65 125H66V124H65ZM65 125H63V127H64ZM84 125H85V124H84ZM86 125H87V124H86ZM86 125H85V126H86ZM92 125H93V124H92ZM44 126H45V125H44ZM46 126H47V125H46ZM51 126H47V127H50L49 130H51ZM57 126H58V125H57ZM71 126H73V125H71ZM89 126H91V125H89ZM89 126H86V127H89ZM98 126H99V125H98ZM116 126H117V125H116ZM121 126H122V125H120V128H119V129L122 128ZM123 126H124V125H123ZM160 126L164 127L163 124H161ZM165 126H166V125H165ZM55 127H54V128H55ZM59 127H61V126H59ZM59 127H58V128H59ZM75 127H76V126H75ZM91 127L95 128L94 125L91 126ZM99 127H100V126H99ZM103 127H105V126H103ZM110 127H111V126H110ZM113 127H114V126H113ZM117 127H118V126H117ZM156 127H157V126H155V129H156ZM162 127H161V128H162ZM170 127H171V126H170ZM172 127H173V126H172ZM172 127H171V129H173ZM52 128H53V126H52ZM56 128H57V127H56ZM58 128H57V129H58ZM68 128H69V127H68ZM72 128H74V127H72ZM76 128H77V127H76ZM80 128H81V127H80ZM84 128H85V127H83V129H84ZM123 128H125V126H124ZM126 128H127V125H126ZM126 128H125V129H126ZM60 129H61V128H60ZM62 129H65V131H66V127L62 128ZM69 129H71V128H69ZM69 129H68V130H69ZM83 129H82V130H83ZM85 129H86V128H85ZM91 129H92V128H91ZM91 129H89V130H91ZM102 129H103V128H102ZM107 129H108V127H107ZM107 129H106V130H107ZM114 129H116V128H114ZM117 129H118V128H117ZM119 129H118V130H119ZM157 129H159V128H157ZM157 129H156V130H157ZM47 130H48V129H47ZM47 130H46V131H47ZM52 130H53V129H52ZM52 130H51V131H52ZM54 130H55V129H54ZM68 130H67V131H68ZM71 130H72V129H71ZM75 130H77V129H75ZM78 130H79V129H78ZM78 130H77V133H78ZM93 130H94V129H93ZM109 130H110V129H109ZM123 130H124V129H123ZM138 130H139V129H138ZM160 130H161V129H160ZM51 131H49V132H51ZM56 131H57V130H56ZM59 131L63 134V132H62L61 130H59ZM65 131H64V133L67 134ZM73 131H74V130H73ZM114 131H115V130H114ZM125 131H127V129H126ZM158 131H159V130H158ZM158 131H157V132H158ZM71 132H72V131H71ZM71 132H68V133H71ZM81 132H82V134H84L83 131H81ZM89 132H91V131H89ZM98 132H99V131H98ZM110 132H111V131H110ZM123 132H124V131H123ZM157 132L155 131V133H157ZM162 132H166V128H165V127H164V129H163ZM169 132H170V131H169ZM72 133H73V132H72ZM94 133H96V132H94ZM105 133H106V135H107V132H105ZM112 133H114V132H112ZM117 133H118V132H117ZM135 133H136V132H135ZM166 133H168V132H166ZM48 134H49V133H48ZM62 134H61V135H62ZM79 134H80V133H79ZM90 134H91V133H90ZM108 134H109V132H108ZM114 134H116V133H114ZM120 134L122 135L123 133H121V131H120ZM143 134H145V133H143ZM158 134H159V135L161 134L160 131L158 132ZM55 135H56V133H55ZM57 135H58V134H57ZM59 135H60V134H59ZM70 135H71V136H70V138H71V137L73 136V134H70ZM74 135H75V133H74ZM94 135H95V134H94ZM109 135H110V134H109ZM121 135H120V136H121ZM53 136H54V134H53ZM77 136H78V134H77ZM80 136H81V135H80ZM84 136H85V135H84ZM98 136H99V135H98ZM98 136H97V137H98ZM110 136H111V135H110ZM120 136L116 134V136L114 137V139L117 140L118 138H120ZM122 136H123V135H122ZM125 136H126V135H125ZM128 136H129V134H128ZM136 136H137V135H136ZM143 136H145V135H143ZM154 136H155V134H154ZM168 136H169V135H168ZM57 137H58V136H57ZM57 137H56V142L58 141V140H57ZM62 137H63V136H62ZM62 137H61V138H62ZM65 137H66V136H65ZM94 137H96V135H95ZM94 137H93V138H94ZM97 137H96V138H97ZM103 137H105V136H103ZM106 137H107V136H106ZM126 137H127V136H126ZM129 137H130V136H129ZM46 138H47V134H46ZM49 138H51V137H49ZM58 138H59V137H58ZM63 138H64V137H63ZM66 138H67V137H66ZM74 138H75V137H74ZM91 138H92V137H91ZM108 138H110V137H108ZM124 138H125V137H124ZM135 138H136V137H135ZM142 138H143V137H142ZM145 138H146V137H145ZM157 138H159V137H157ZM53 139H54V138H53ZM53 139H52V140H53ZM64 139H65V138H64ZM64 139H63V140H64ZM72 139H73V137H72ZM88 139H89V137H88ZM101 139H103V138H100V139H98L97 141H99V140L101 141ZM126 139H127V138H126ZM126 139H125V140H126ZM143 139H144V138H143ZM59 140H60V139H59ZM65 140H66V139H65ZM67 140H69V139L67 138ZM74 140H75V139H74ZM83 140H84V139H83ZM83 140H82V141H83ZM91 140H93V139H91ZM105 140H106V138H105ZM110 140H111V139H108L107 141H110ZM120 140H121V139H120ZM138 140H139V138H138ZM140 140H141V139H140ZM144 140H145V139H144ZM151 140H152V139H151ZM153 140H154V139H153ZM153 140H152V143H153ZM157 140H158V139H157ZM53 141H55V140H53ZM53 141H51V142H53ZM61 141H62V139H61ZM69 141H72V140H69ZM103 141H104V139H103ZM118 141H119V139H118ZM130 141H131V140H130ZM48 142H49V141H48ZM65 142H66V141H65ZM72 142H73V141H72ZM84 142H85V140H84ZM94 142H96V141H94ZM111 142H114V140H113V141L111 140L110 142H103V143H102V142H101V143L99 142L100 144H96V145H95V143H94L93 145H89L88 147L86 146L87 144H85V146H86V150H85V146H84V150H85V152L82 151V149H80V150L85 154V155L83 156V158H82V157L79 158V159L82 158L81 162L83 161V165H82V166L80 165V166L82 167V168H80V171H81V169H82L81 172H83V170H84V172H97V171H99V170L103 171V170H107V169H108V170H111V169H113L114 167H118L119 165H124V166H126V167H128V166H143V165L146 166V165H148V167H149L150 165H152V164H154V163H156V162H159V161H163V162H166V163H167V162L169 161V159H170V156H169L168 154H165V153H164V152L166 151L165 149H163V148H165V146H166V145H165V144H166L165 142H164L165 144L163 145L164 147H163L161 144L159 145L158 148H160V149H158L157 147H156V148H157V149H156V148L154 147L155 145H154V146H149V145H152V144H149V145H148V143H147L148 147L145 146V148H144V147L142 146L141 148H140V147H139V148H137V147L134 148V147H131V146H133V145L129 146L130 144H129V145L127 144V146H121V143H122V142H120V144H119V143H111ZM115 142H117V141H115ZM126 142L129 143V141H126ZM132 142H133V141H132ZM141 142H142V141H141ZM146 142H148V140H147ZM158 142L160 143V141H158ZM58 143H59V142H58ZM58 143H57V144H58ZM63 143H64V142H63ZM78 143H79V142H78ZM80 143H82L81 145L83 146V142L80 141ZM80 143H79V144H80ZM86 143H87V142H86ZM92 143H93V141H92ZM92 143L90 142V144H92ZM123 143H125V142H123ZM123 143H122V145H123ZM134 143H135V142H133V144H134ZM143 143H144V141H143ZM143 143H142V144H143ZM168 143L171 144V142H168ZM67 144H68V141H67ZM71 144H73V143H71ZM138 144H139V143H138ZM153 144H154V143H153ZM156 144H157V143H156ZM162 144H163V142H162ZM53 145H55V144H53ZM63 145H64V144H63ZM74 145H75V144H74ZM74 145H71V146H74ZM144 145H145V144H144ZM171 145H172V144H171ZM261 145H262V142H261V144L259 143V145L257 146V149H256V151H255L254 153H258V152H260V149H261L260 146H261ZM64 146H65V145H64ZM64 146H63V147H64ZM69 146H70V145H69ZM76 146H77V145H76ZM76 146H75V147H76ZM160 146H161L162 148H161ZM46 147H47V146H46ZM57 147H60V146H57ZM61 147H62V146H61ZM75 147H72V148H75ZM167 147H168V146H167ZM50 148H51V147H50ZM68 148H69V147H68ZM79 148H80V147H79ZM52 149H56V147H53ZM52 149H51V150H52ZM60 149H61V148H59L58 151H60ZM65 149H67V148H65ZM65 149H62V150H65ZM51 150L49 149V151H51ZM56 151H57V150H56ZM56 151H55V152H56ZM77 151H78V150H77ZM77 151H76V153H77ZM52 152H53V151H52ZM55 152H53V153H55ZM63 152H64V151H63ZM44 153H47V152H44ZM53 153H52V154H53ZM59 153H60V152H59ZM65 153H66V152H65ZM68 153H69V152H68ZM48 155H49V154H47V156H48ZM50 155H51V154H50ZM55 155L57 156L56 153H55ZM56 156H55V157H56ZM42 157H43V156H42ZM45 157H46V156L44 155V158H45ZM48 157H49V156H48ZM50 157H51V156H50ZM44 158H43V159H44ZM52 158H53V157H52ZM59 158L61 159L62 157H59ZM46 159H47V158H46ZM49 159H50V158H49ZM54 159H55V158H54ZM54 159H53V160H54ZM64 159H65V158H64ZM64 159L62 158V160H64ZM51 160H52V159H51ZM56 160H57V159H56ZM49 161H50V160H49ZM77 161H78V160H77ZM74 163H76V162H73V164H74ZM76 164H77V163H76ZM76 164H75L74 166H76V170H77V165H79V164H77V165H76ZM245 165H247L246 162H245V163L238 164V165H237V169H238V171L241 172V173H244V172L246 171V169H247ZM73 169H75V167H73ZM78 169H79V168H78ZM73 172H75V171H73ZM77 172H78V170H77ZM83 174H84V173H83ZM72 175H74V174H72ZM80 175H81V173H80ZM76 176H79V175L76 174ZM81 176H82V175H81ZM91 206H92V205H90V206L88 205V206H86V209L83 210L84 212H88L87 214H85V216L87 215L88 217H87V216H86V217L83 216V217H84V219H83L82 216L80 215L81 218H82V220H85L86 222L90 219V217H91V219H90L89 221L91 222V220H94V219L98 216V215H97V216H95V215H92V216H91V215H90V214H93V213L89 210L90 208H92ZM76 209H77V207H76ZM79 211H80V210H77V212H79ZM80 216H79V217H80ZM77 217H78V214H77ZM86 218H89V219L86 220ZM92 218H93V219H92ZM97 218H98V217H97ZM99 219H100V217H99ZM99 219H97V220H98L97 223H100V222H99ZM82 220H81V221H82ZM95 221H96V219H95ZM100 221H102V220H100ZM77 222H80V220H79V221L77 220ZM82 222H83V221H82ZM84 223H85V222H84ZM87 223H88V222H87ZM95 223H96V222H95ZM95 223L93 222L92 224H95ZM97 223H96V224H97ZM79 224H80V223H79ZM88 224H89V223H88ZM92 224H91V225H92ZM96 224H95V225H96ZM86 225H87V224H86ZM52 245H53V244H52ZM51 247L54 248L55 246H51ZM57 248H58V247H57ZM56 250H57V249H55V252H56ZM56 253H57V252H56ZM19 254H20V253L17 254V251H14V252H10V253H9V256H11L12 259H13V258H15V259H21V260H17V261H18V262H19V261H22L21 263H23V264H41L40 262L28 261V260H31V259H25V258H23V257H20ZM59 254H60V253H59ZM48 255H49V254H48ZM52 255H53V253H52ZM22 256H23V255H22ZM24 256H25V255H24ZM55 257H56V256H55ZM7 258H8V257H7ZM5 259H6V258H5ZM9 259H10V258H9ZM7 261H11V262H13L11 259H10V260H7ZM54 261H55L54 264H56L57 261H56V260H54ZM11 262H10V263H11ZM18 262H17V263H18ZM58 262H59V261H58ZM58 262H57V264H58ZM8 263H9V262H8ZM48 263H49V262H48ZM13 264H14V263H13ZM15 264H16V263H15ZM50 264H51V261H50ZM117 264H125V263H124V262H122V263H121V262H118Z\"/></svg>", "mask_w": 264, "mask_h": 264}]
</instances>
